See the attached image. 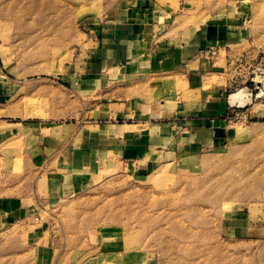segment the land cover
Segmentation results:
<instances>
[{
    "label": "rangeland",
    "instance_id": "obj_1",
    "mask_svg": "<svg viewBox=\"0 0 264 264\" xmlns=\"http://www.w3.org/2000/svg\"><path fill=\"white\" fill-rule=\"evenodd\" d=\"M131 9L148 15V49L180 51L205 24L242 31L161 84L149 79L135 88L138 97L158 86L170 94L157 97L166 109L199 108L204 97L221 93L228 102L244 88L249 101L235 102L241 108L228 117L226 142L195 159L158 157L141 173L146 160L102 162L82 188L59 198L58 162L41 141L70 133V124L84 132L122 123L86 114L121 99V91L106 92L122 80L77 92L73 77L85 70L101 27ZM263 48L264 0H0V264H264V104L246 88Z\"/></svg>",
    "mask_w": 264,
    "mask_h": 264
},
{
    "label": "crops",
    "instance_id": "obj_2",
    "mask_svg": "<svg viewBox=\"0 0 264 264\" xmlns=\"http://www.w3.org/2000/svg\"><path fill=\"white\" fill-rule=\"evenodd\" d=\"M147 16L142 9H131L122 20L104 24L95 38L97 47L91 51L85 70L73 77L77 92L92 87L98 81L105 80L108 86L122 80L121 86H112L106 92L108 97L111 92L121 91V99L97 102L86 111L93 122L105 119L110 122L121 120L122 123L96 124L93 125L97 126L96 131L87 128L84 132L78 123L70 124V133L47 136L45 144L43 139L41 141L42 150L50 152L49 158L58 162L59 167L53 171L56 175L53 176L56 179L53 194L59 198L72 196L82 188L101 172L102 162L115 159L138 163L146 160L136 167L141 173L149 169L158 157L159 161L163 160L162 157L171 161H190L202 149L224 144L231 136L228 117L233 112H240L241 105L232 103L229 98L227 102L221 93L215 101L204 97L199 108L179 102L172 110L165 108V100L157 98L170 95L161 92L158 86L150 88L143 97L135 94V88L144 86L143 83H148L149 79L154 82L163 76H176L178 69L188 67L189 62L204 56L203 53L212 48L210 44L238 41L242 36L241 26L205 24L181 46L180 51L171 47L148 49L144 46V29L149 23ZM204 62V59H199L197 65L203 66ZM192 74L184 73V79L192 81ZM133 76L145 78L138 83L125 82ZM158 83L161 84L160 81ZM66 126L69 125L60 127L67 129ZM126 127L129 133L134 129L139 131L127 135L120 130ZM153 159L155 161L152 162Z\"/></svg>",
    "mask_w": 264,
    "mask_h": 264
},
{
    "label": "built area",
    "instance_id": "obj_3",
    "mask_svg": "<svg viewBox=\"0 0 264 264\" xmlns=\"http://www.w3.org/2000/svg\"><path fill=\"white\" fill-rule=\"evenodd\" d=\"M251 75L249 85L246 88L250 91L251 98L254 97L264 104V48L255 58Z\"/></svg>",
    "mask_w": 264,
    "mask_h": 264
},
{
    "label": "bare ground",
    "instance_id": "obj_4",
    "mask_svg": "<svg viewBox=\"0 0 264 264\" xmlns=\"http://www.w3.org/2000/svg\"><path fill=\"white\" fill-rule=\"evenodd\" d=\"M247 92V91H246ZM245 92V90H244V88L243 89H241V90H237V92H233V94H231L230 95V99H231V101L233 102V103H235V102H238V103H240V102H245V101H249V97H248V99H247V93ZM125 131H128V130H125ZM123 132V131H122ZM248 178V177H247ZM183 237V236H182Z\"/></svg>",
    "mask_w": 264,
    "mask_h": 264
}]
</instances>
